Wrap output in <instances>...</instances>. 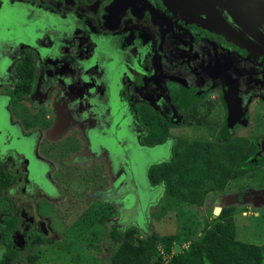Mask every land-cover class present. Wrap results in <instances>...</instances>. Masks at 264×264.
<instances>
[{
    "label": "flooded vegetation",
    "instance_id": "flooded-vegetation-1",
    "mask_svg": "<svg viewBox=\"0 0 264 264\" xmlns=\"http://www.w3.org/2000/svg\"><path fill=\"white\" fill-rule=\"evenodd\" d=\"M202 109L242 131L246 176H259L243 201L264 205V24L246 31L212 0H0L1 192L37 244L38 198L63 194L52 171L108 176L103 199L133 191L138 207L139 168L169 160L154 147L172 148L187 120L207 124ZM158 129L167 140L152 145Z\"/></svg>",
    "mask_w": 264,
    "mask_h": 264
},
{
    "label": "rangeland",
    "instance_id": "rangeland-1",
    "mask_svg": "<svg viewBox=\"0 0 264 264\" xmlns=\"http://www.w3.org/2000/svg\"><path fill=\"white\" fill-rule=\"evenodd\" d=\"M201 101L199 100L197 105ZM220 108L221 106L216 108L219 109L218 112H221ZM191 109L190 112L193 111V107ZM202 113L206 117L207 124L200 126L199 123L196 125L192 123L190 126L191 121L187 120L188 130L175 128L171 133L173 138L212 142L217 132L226 135L220 136L226 141L243 139V133L239 129L229 134L225 131L224 122L219 121L213 125L211 123L213 114L206 115L203 109ZM190 119L195 120L196 117ZM154 148L157 156L166 154L165 159L170 157L169 141L163 147ZM60 172L67 173V169L54 170L48 178L56 183L63 194L60 193L61 196L52 203L40 198L37 200L39 207L43 205L41 219L48 231L47 236L42 239V244L35 243L36 235L33 234L36 231L32 223L24 217L21 218L19 209H15L17 207L14 208L13 203L4 198L1 192L3 186L0 185V220L7 213H17L19 217L17 226L11 234L15 248L20 254L15 264H110V254L115 244L108 234L113 226L126 229L138 228L141 233L148 231V234L156 233L160 236L174 234L179 237L180 242L173 244L172 252L174 255L180 254L188 249L191 241L201 236L205 223L211 220V216L217 217L214 216L216 207L220 209L236 207L233 217L237 240L253 245L264 244V205L243 201L246 193L251 190L256 191L255 184L259 180L257 174L255 178L251 175L230 181L223 191L208 194L201 208L167 198L160 188H150L143 166L135 175L138 182L136 184L139 185L138 207L133 191L127 193L122 191V197L117 199L119 201L103 199L105 193L113 192L111 190L102 194L104 183L109 180L108 176L85 175L72 178L69 174L63 177L56 175ZM236 198L241 202H235ZM141 233L139 235H144ZM3 253L4 248L0 244V256ZM35 254L38 255L35 262L30 263L29 259Z\"/></svg>",
    "mask_w": 264,
    "mask_h": 264
},
{
    "label": "trees",
    "instance_id": "trees-1",
    "mask_svg": "<svg viewBox=\"0 0 264 264\" xmlns=\"http://www.w3.org/2000/svg\"><path fill=\"white\" fill-rule=\"evenodd\" d=\"M167 137L166 130L158 129L150 134L149 142L160 145L166 142ZM250 157L247 155V144L241 140L211 142L176 139L169 160L151 165L146 178L152 188H160L167 198L201 207L208 194L223 191L230 181L253 171ZM235 211L232 207L222 208L221 211L216 209L219 215L216 218L211 216L201 236L191 241L185 251L172 255L167 264H264V244L253 245L237 240ZM14 226L13 217L0 222V244L4 248L0 264H15L20 258L11 240ZM140 233L138 228L111 227L108 236L115 245L110 254V264H160L159 249L171 254L173 244L180 242L174 234ZM40 243L43 241H38ZM37 256L35 254L29 262L34 263Z\"/></svg>",
    "mask_w": 264,
    "mask_h": 264
},
{
    "label": "water",
    "instance_id": "water-1",
    "mask_svg": "<svg viewBox=\"0 0 264 264\" xmlns=\"http://www.w3.org/2000/svg\"><path fill=\"white\" fill-rule=\"evenodd\" d=\"M220 6L231 22L247 30H255L264 24V0H212ZM214 216L219 214L215 212Z\"/></svg>",
    "mask_w": 264,
    "mask_h": 264
},
{
    "label": "built area",
    "instance_id": "built-area-1",
    "mask_svg": "<svg viewBox=\"0 0 264 264\" xmlns=\"http://www.w3.org/2000/svg\"><path fill=\"white\" fill-rule=\"evenodd\" d=\"M160 251V256H161V259H160V264H167L168 263V260L171 258L172 255H174V253L172 252L171 254H166L163 252L162 249H159Z\"/></svg>",
    "mask_w": 264,
    "mask_h": 264
},
{
    "label": "crops",
    "instance_id": "crops-1",
    "mask_svg": "<svg viewBox=\"0 0 264 264\" xmlns=\"http://www.w3.org/2000/svg\"><path fill=\"white\" fill-rule=\"evenodd\" d=\"M201 208H202V206H201ZM221 208H223V207H221ZM232 208H235V207H232ZM222 210V209H221Z\"/></svg>",
    "mask_w": 264,
    "mask_h": 264
}]
</instances>
